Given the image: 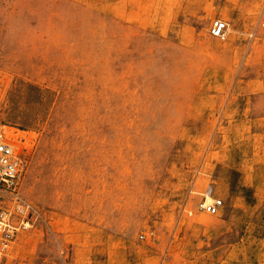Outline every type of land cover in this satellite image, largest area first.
I'll use <instances>...</instances> for the list:
<instances>
[{"label": "rangeland", "instance_id": "374dc122", "mask_svg": "<svg viewBox=\"0 0 264 264\" xmlns=\"http://www.w3.org/2000/svg\"><path fill=\"white\" fill-rule=\"evenodd\" d=\"M0 124V264H264V0H0Z\"/></svg>", "mask_w": 264, "mask_h": 264}, {"label": "built area", "instance_id": "2783aa9c", "mask_svg": "<svg viewBox=\"0 0 264 264\" xmlns=\"http://www.w3.org/2000/svg\"><path fill=\"white\" fill-rule=\"evenodd\" d=\"M228 22L217 18L210 26L212 37L224 40L227 36ZM26 162L22 154L18 151L14 141L9 137L0 124V192L4 191L14 196L19 202L17 211L26 214L27 217L22 221H14V214L8 210L0 212V260L7 254L20 230L32 226L35 213L31 206L22 201L19 196V185L24 172ZM224 202L221 199H215L210 203L203 202L199 208L209 214L216 215L223 207Z\"/></svg>", "mask_w": 264, "mask_h": 264}, {"label": "bare ground", "instance_id": "6f19581e", "mask_svg": "<svg viewBox=\"0 0 264 264\" xmlns=\"http://www.w3.org/2000/svg\"><path fill=\"white\" fill-rule=\"evenodd\" d=\"M205 201H206L207 203H210V202L213 201V197H212L211 195L207 194L206 197H205Z\"/></svg>", "mask_w": 264, "mask_h": 264}]
</instances>
